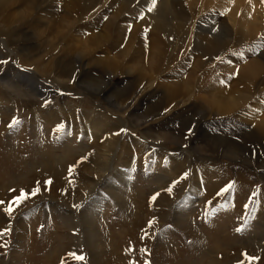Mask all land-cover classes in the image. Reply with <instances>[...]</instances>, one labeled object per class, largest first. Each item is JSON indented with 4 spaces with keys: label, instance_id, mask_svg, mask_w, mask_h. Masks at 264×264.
Listing matches in <instances>:
<instances>
[{
    "label": "rangeland",
    "instance_id": "obj_1",
    "mask_svg": "<svg viewBox=\"0 0 264 264\" xmlns=\"http://www.w3.org/2000/svg\"><path fill=\"white\" fill-rule=\"evenodd\" d=\"M35 1L26 27L17 23L6 31L16 30L10 51L0 44V264H264V142L254 146L247 134L264 113L263 83L251 87L250 101L234 114H216L206 98L208 89L235 83L222 67L264 60V23L251 33L243 11L253 7L264 22V0H181L176 12L188 21L187 35L173 38L164 53L170 62H159L149 81L137 82L138 72L99 71L74 55L63 62L75 61L65 84L29 66L59 58L65 45L24 52L39 43L31 30L37 13L51 14L64 3ZM112 1L82 0L87 14L78 25L97 23L104 13L112 18ZM122 2L121 19L137 21V11L147 12L143 0ZM101 23L98 31L107 27ZM196 32L224 49L210 57L196 46ZM24 34L33 38L18 37ZM116 41L112 37L95 57L115 58L109 46ZM135 52L128 66L140 55ZM183 62L182 79L195 67L199 72L192 76V96L180 98L164 86L176 83L173 74ZM17 72L36 83V95L13 89L21 84ZM88 73L103 83L100 96L84 88ZM99 118L103 133L85 134ZM217 141L222 145L214 150ZM21 190L26 198L16 201ZM59 190L72 202L52 192Z\"/></svg>",
    "mask_w": 264,
    "mask_h": 264
},
{
    "label": "bare ground",
    "instance_id": "obj_2",
    "mask_svg": "<svg viewBox=\"0 0 264 264\" xmlns=\"http://www.w3.org/2000/svg\"><path fill=\"white\" fill-rule=\"evenodd\" d=\"M115 1L117 6L114 5L116 11H113L112 18H107L106 16H104V13L99 16L100 19L97 23L91 24L86 22L80 26L78 25V22L82 18L83 12L84 15L87 14L85 8L88 7L85 6L84 3H82V0H64L62 6H58L55 10L51 9V14H42L39 16V13H37V15L34 17L37 25L33 26L31 30L36 34L35 40H37V42L39 43L31 48H25L24 52H26L27 54H32L37 53L39 51L44 52V50L49 48H51L50 51H55L57 48L60 47L62 41L65 42V45L63 47H60L61 50L59 58L50 59L45 65L35 62L31 63L29 66H36L34 68L37 71H41L44 77L51 78L54 83L56 82L59 84H65V79L70 78L72 74L75 73V61L74 59H71L68 60L66 63L63 62L66 59H69L70 57L72 58V56L74 55H81L82 58H86L87 60L93 62L99 71L108 70L114 73L122 74L138 72V76L135 79L137 82H142L144 80L149 81L150 78H148V75L150 74V72L152 73L157 71L159 67V62H170L171 54L168 52V54L166 55L167 57L165 56V54L168 48L172 46L173 38L177 36L181 39L184 35H187L186 32L184 33V29L187 28L188 21L185 18L179 17V13L176 12V9H182L183 4L181 5V0H143L144 6L148 8L147 12L145 13L144 11L140 10L137 11L138 20L132 21V19L129 18H119L120 15L117 11H120L122 9L121 4H123V2L122 0ZM209 1L213 2L214 0ZM233 1L236 2V0ZM193 2V0L189 1V5H192L191 3ZM113 4H111V6ZM208 4L210 3L207 2L204 5V7L202 8V12L209 9V6L206 7ZM238 6H241V4ZM36 7L37 3L35 0H0V25H2V27L4 28L3 30H0V38L3 37L2 39L5 40H0V44L2 46L8 49V39L12 38V36L15 35L16 32L15 30L13 35L8 36L6 34V31L16 29L15 26L17 23H21L22 27H26L29 20L33 18V9ZM195 9L196 8L194 7H190V15L192 17L195 16ZM243 11H245L249 23L253 24L250 27L252 29L251 33H256V31L259 29L256 24L259 22H264L259 21L262 20L261 18H257L254 16L255 12L253 10V7L249 6L248 9ZM213 20L214 19L212 16V18L210 19V25H212ZM102 21L105 22L103 24L107 23V27H105L104 30L98 31V26L102 24ZM187 32L189 33L188 37L190 36V34H193V30H191L190 28L187 29ZM18 37H26L25 39L29 40L33 38L25 34L24 36L21 35ZM112 37H114L117 41L114 45L109 47H111L110 51H112V53H115L116 57H95L94 51L99 50L103 52L102 49H105L106 45L109 43ZM128 39L131 40L129 43ZM195 40L196 46L199 48V50L201 48L202 50L208 51L210 53V57H212L216 51L224 49V44H219V42L214 40L212 37L210 38V36L208 35L196 32ZM224 41L225 40H223V42ZM135 44H137L136 48ZM175 47L178 49V53L183 49L182 46H178V44L175 45ZM134 49H136L135 54L140 55L137 58L132 57V59L129 61L131 65L128 66L126 64V62H128L126 59L130 56L131 52ZM199 50L197 49L196 52L199 53ZM222 64H226V61H223ZM183 67H187L186 62H183L181 68L176 70V72H174L173 74L176 79L178 78V80H175L176 83L168 84V86L166 84L164 86L165 88H173V90L176 91V97L180 98L187 97V95H189V97L192 96L193 91L191 87L193 82L195 81L194 77L192 79V76H196L199 72V67H195L193 71L191 70L193 74L191 77L189 76L182 79L181 70ZM221 69V71H228L230 72V74L234 75L236 81L232 85H224L220 89H208V92H210V96L206 97L207 100L209 99L207 102L210 103L212 109L215 111L216 114H234L244 109L246 104H248V102L250 101L249 95L251 94V87H253L255 84L263 83V88H261L260 92L262 94V98H264V60L254 58L253 60L247 61L240 66L232 65L231 69H226L224 67H222ZM53 71H56L55 74H53ZM16 75L21 81V84L19 82H14L13 89L23 94L28 95V93H32L36 95V83H34L28 75L24 76V74L20 72H17ZM24 77H28L27 80H23ZM84 77L85 84H83L86 85L84 86V88L87 91H91L94 95L100 96L104 88L101 85L103 83H101V80L98 78V76L95 75V73H88ZM4 84L7 85V83ZM8 85H10V87L12 86L11 84ZM115 96L117 97V95ZM40 97L45 98V95L42 94L40 95ZM263 100L264 99H261V101L259 100V105H261V107H264L262 105ZM252 108L253 107H248L245 112ZM259 111L261 112V110ZM258 114L259 112L254 111L252 117L256 119ZM261 115V120L258 119L254 121L252 131L247 133L248 136H250L254 146H257L259 143L264 142V113ZM103 122L104 121H102V119L100 118L95 119L94 125L90 130H86L85 134H92L94 131L103 129ZM100 133L102 134L103 130H101ZM100 133L98 137L101 136ZM113 142H115V140ZM221 145L222 143L217 141L216 143L212 144V148L215 150V148H220ZM101 158L102 157H99V160ZM95 172L96 171L92 169V173ZM98 174H100V172H98ZM52 192H54L53 194H57L64 197V200L72 202V199L69 197L68 192H64L61 190ZM190 197L193 196L191 195Z\"/></svg>",
    "mask_w": 264,
    "mask_h": 264
},
{
    "label": "snow or ice",
    "instance_id": "obj_3",
    "mask_svg": "<svg viewBox=\"0 0 264 264\" xmlns=\"http://www.w3.org/2000/svg\"><path fill=\"white\" fill-rule=\"evenodd\" d=\"M13 123H15V121H13ZM11 126H12V125H10V127H11ZM186 175H187V174H185V176H186ZM223 191H225V189H221V192H223ZM32 195H35V192H33ZM25 198H26V197H25L23 191L21 190V195H19V196L16 197V201H21V200H23V199H25ZM153 199H155V197H153ZM6 211L9 212V213H11L12 209H11V208H8V209H6Z\"/></svg>",
    "mask_w": 264,
    "mask_h": 264
}]
</instances>
